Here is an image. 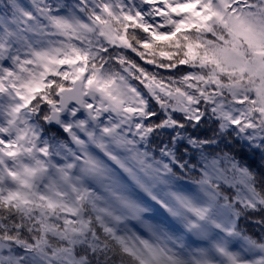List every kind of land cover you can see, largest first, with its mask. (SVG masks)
Listing matches in <instances>:
<instances>
[{
  "label": "snow or ice",
  "instance_id": "1",
  "mask_svg": "<svg viewBox=\"0 0 264 264\" xmlns=\"http://www.w3.org/2000/svg\"><path fill=\"white\" fill-rule=\"evenodd\" d=\"M0 264H264V0H0Z\"/></svg>",
  "mask_w": 264,
  "mask_h": 264
}]
</instances>
